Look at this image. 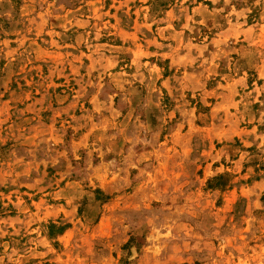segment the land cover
I'll return each mask as SVG.
<instances>
[{"label":"rangeland","instance_id":"374dc122","mask_svg":"<svg viewBox=\"0 0 264 264\" xmlns=\"http://www.w3.org/2000/svg\"><path fill=\"white\" fill-rule=\"evenodd\" d=\"M0 264H264V0H0Z\"/></svg>","mask_w":264,"mask_h":264}]
</instances>
